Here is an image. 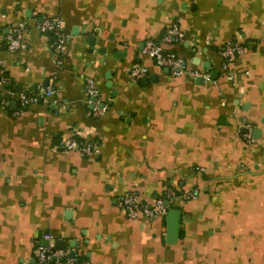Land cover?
<instances>
[{
  "label": "crops",
  "instance_id": "1",
  "mask_svg": "<svg viewBox=\"0 0 264 264\" xmlns=\"http://www.w3.org/2000/svg\"><path fill=\"white\" fill-rule=\"evenodd\" d=\"M46 16L64 20L59 67L52 34L38 29ZM175 21L186 38L164 47L210 80L142 55ZM21 24L26 47L11 52L5 36ZM232 40L248 49L224 71L219 50ZM135 63L148 75L133 79ZM0 68L6 97L42 93L54 73L58 86L57 102L17 117L0 103V264H34L39 243L58 241L92 264H264V0H0ZM87 77L109 105L101 117ZM72 136L98 154L61 147ZM167 186L198 192L170 203L182 211L175 243L166 216L131 219L117 203L127 191L153 201Z\"/></svg>",
  "mask_w": 264,
  "mask_h": 264
},
{
  "label": "built area",
  "instance_id": "2",
  "mask_svg": "<svg viewBox=\"0 0 264 264\" xmlns=\"http://www.w3.org/2000/svg\"><path fill=\"white\" fill-rule=\"evenodd\" d=\"M24 25L15 26L5 36L6 45L9 51L16 52L26 47V41L23 38ZM38 29L41 32L49 31L52 36V46L55 51V64L59 67L63 60L62 56L67 49L68 36L65 31L64 20L61 16H46L38 22ZM186 38L185 33L181 30L178 21L165 29L164 34L160 40L147 39L142 50V55L151 59L155 65L167 68L172 75H185L197 79L202 77L203 80H210L211 73L200 69L187 68L186 63L175 51L169 50L164 47L163 43L172 41H184ZM247 45L238 41H228L219 50V55L222 59V70L226 71L229 66L234 62L236 57L247 50ZM149 68L142 63H135L130 68L129 74L133 79H140L147 76ZM228 80L235 81L236 75L234 73L225 74ZM0 77L4 80V70L0 68ZM57 75L52 74L48 84L43 88L42 93H25L14 92L7 90L9 95L6 97L5 93L0 92V103L6 113L11 116L17 117L21 115L27 106L38 103L41 99L46 97H53V102H57ZM85 94L88 103L92 107V114L94 117H101L106 113L109 105L102 101L101 92L97 87L96 81L92 77L85 79ZM47 99V98H46ZM12 101H16L18 107L12 110L10 105ZM246 140L252 139V134L248 131L244 134ZM61 147L66 150H74L80 152L84 156H95L98 154V144L96 142L79 143L77 139L72 136L61 142ZM197 170L204 171L203 167H198ZM197 191H180L172 186H167L164 189L163 195L153 201H145L140 198L137 191H127L117 198L119 207L131 219L143 217L147 221H154L159 217H165L168 214L170 203L177 199L182 198L185 200L197 197ZM168 201V204L166 203ZM46 239L50 236L46 235ZM39 243V242H38ZM71 253H73L71 255ZM35 263L34 264H92L90 260L82 257L77 248L74 251L66 249H56L54 245L38 244L35 250Z\"/></svg>",
  "mask_w": 264,
  "mask_h": 264
},
{
  "label": "water",
  "instance_id": "3",
  "mask_svg": "<svg viewBox=\"0 0 264 264\" xmlns=\"http://www.w3.org/2000/svg\"><path fill=\"white\" fill-rule=\"evenodd\" d=\"M49 32V31H47ZM94 39L96 37H93ZM96 41V40H94ZM94 41L91 42L92 44H94ZM216 71L212 72V75L215 76ZM197 81L202 82L203 78L199 77L197 78ZM48 84V81L44 82V85L46 86ZM18 91H22V87L19 86V90ZM25 93H29V91H26ZM42 94H45V92H43ZM12 105H16V102L13 101ZM168 204V201L166 202ZM181 216H182V211L179 208L176 207H169L168 210V214L166 215V220H167V241L169 243H175L178 240L179 237V231H180V221H181ZM45 246L48 244V242H44L43 243ZM72 246L75 245V241H73L71 243ZM64 243L58 241L57 243V248L58 249H64ZM73 253H71L72 255Z\"/></svg>",
  "mask_w": 264,
  "mask_h": 264
}]
</instances>
